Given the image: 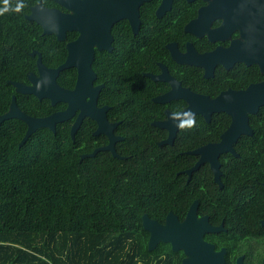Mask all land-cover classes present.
I'll return each instance as SVG.
<instances>
[{
  "label": "flooded vegetation",
  "instance_id": "flooded-vegetation-1",
  "mask_svg": "<svg viewBox=\"0 0 264 264\" xmlns=\"http://www.w3.org/2000/svg\"><path fill=\"white\" fill-rule=\"evenodd\" d=\"M51 1L55 6L43 5L67 12ZM79 37L80 33L69 31L64 41L57 39L64 43V61L49 67L42 57L43 64L56 69L72 61L68 44ZM96 39L93 85L100 88L97 107L107 108L108 123L116 125L106 128L118 138L116 153L123 159L146 153L150 139L161 148L176 145L180 185L189 187L191 194L186 214L182 218L175 215L183 222L195 205L197 219H205L210 227L204 231V240L216 252L225 251V264H264V105L249 115L250 133L243 127L231 130L233 119L228 114L229 118L219 119L213 117L219 113H214L209 121L196 115L195 126L179 127L173 144L161 146L170 131L155 125L168 121V113L178 114L188 107L184 91L216 98L264 83V0H150L140 6L138 16L119 20L108 36L99 31ZM33 57H37L36 72L28 76L38 74V55ZM62 72L67 75L65 89L74 90L77 67ZM63 104L65 111L70 105ZM150 104L157 111L153 119ZM123 107L132 113L130 119L112 112ZM78 114L65 121L70 137ZM98 129L96 120H83L76 133L85 151L82 155L110 145L108 134H95ZM229 130L225 151L196 152L220 144ZM201 134L204 141H199ZM76 135L75 140L71 137L73 142ZM101 152L114 157L111 151ZM187 201L182 199L183 204ZM151 219L166 223V219ZM149 241L150 233L148 248ZM177 252L184 255L182 264L185 254Z\"/></svg>",
  "mask_w": 264,
  "mask_h": 264
},
{
  "label": "trees",
  "instance_id": "trees-1",
  "mask_svg": "<svg viewBox=\"0 0 264 264\" xmlns=\"http://www.w3.org/2000/svg\"><path fill=\"white\" fill-rule=\"evenodd\" d=\"M40 1L55 6L51 0H0V115L14 95L18 107L36 118L64 109L63 103L19 94L11 84L29 83L34 50L49 67L64 61V43L26 18ZM66 76L58 78L63 88ZM150 105L153 119L157 111ZM114 110L119 118L132 117L127 107ZM26 132L19 119L0 125V264H181L183 253L170 244L150 251L143 227L145 214L164 222L170 211L182 218L190 205L191 190L181 187L177 174L176 145L161 148L150 139L146 153L118 159L99 152L81 160L79 133L73 142L65 122L56 133L38 129L19 147Z\"/></svg>",
  "mask_w": 264,
  "mask_h": 264
},
{
  "label": "water",
  "instance_id": "water-1",
  "mask_svg": "<svg viewBox=\"0 0 264 264\" xmlns=\"http://www.w3.org/2000/svg\"><path fill=\"white\" fill-rule=\"evenodd\" d=\"M53 1L66 9L67 12H62L56 8H46L42 2H39L31 8V12L26 15V18L41 26L44 35H55L60 41L66 39L69 31L80 33L77 41L68 44L70 53L74 54L72 61L69 59L58 68L50 69L43 64L41 54L34 51L32 56L38 55V74L32 73L28 76L29 85L15 81L11 84L19 94L34 95L40 100L48 99L53 106L66 102L70 106L65 111H58L47 117L36 118L26 114L18 107L17 98L14 95L9 111L0 115V125L9 119L23 121L27 125V132L19 145V147H22L38 129L48 128L56 133L59 123L73 118L79 111L71 132L73 140H75V135L83 120L87 117L98 122L99 129L95 133L96 135L104 132L111 139L110 145L98 148L90 154L82 155L81 160L95 157L99 152L107 150L111 151L115 158L123 159L116 153L114 148V142L118 138L114 137L112 131L106 130L107 127L112 129L116 125L108 123L107 108L97 107L100 88H95L93 85L95 74L91 68V62L94 58V46L97 44L96 38L99 31L108 36L116 22L123 18L132 19L133 15L138 16L140 6L150 0ZM71 66L77 67L79 75L76 88L67 90L58 84V78L62 71ZM182 96L188 101V107L178 114L167 112L168 121L155 123L156 126L167 128L170 131L168 139L161 142V146L163 144H173L179 130L178 125L184 120L191 119L190 114L200 115L209 121L214 113H226L233 119L231 130L243 127L247 129V133H250L249 115L256 114L259 108L264 105V83L253 85L246 91H227L216 98L194 94L189 91H184ZM156 101H159V99ZM231 130L223 135L220 144L208 145L196 152L203 153L213 149L225 151V144ZM204 158L210 159V157ZM191 172L192 170L188 171L189 174ZM143 227L150 233V250L155 249L162 242L170 244L175 252L180 250L184 252L185 258L182 264H225V251L216 252L213 245L204 240V231L209 230L210 227L205 219H197L195 205L190 208L183 222L173 212L168 214L165 224H160L152 220L148 214H145L143 215Z\"/></svg>",
  "mask_w": 264,
  "mask_h": 264
},
{
  "label": "clouds",
  "instance_id": "clouds-1",
  "mask_svg": "<svg viewBox=\"0 0 264 264\" xmlns=\"http://www.w3.org/2000/svg\"><path fill=\"white\" fill-rule=\"evenodd\" d=\"M5 3L7 4V0H5ZM22 7H23L22 4L18 5L17 8H16V11H20ZM190 115L192 116V119L187 121V124L182 122L178 126L181 127V128H183L185 126H189V127L195 126V115L194 114H190Z\"/></svg>",
  "mask_w": 264,
  "mask_h": 264
}]
</instances>
